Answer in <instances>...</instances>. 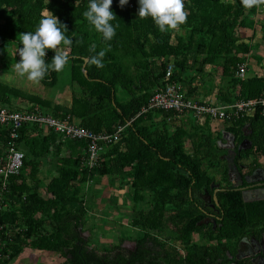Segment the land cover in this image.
<instances>
[{
  "label": "trees",
  "instance_id": "trees-1",
  "mask_svg": "<svg viewBox=\"0 0 264 264\" xmlns=\"http://www.w3.org/2000/svg\"><path fill=\"white\" fill-rule=\"evenodd\" d=\"M88 6V0H0V56L11 46L22 47L21 33L34 31L42 15L50 10L66 24V34L73 39L71 46H62L68 50L69 61L65 66H69V80L75 88L72 105L65 108L0 84V103H3L0 107L12 109L10 100L20 98L30 102L32 110L56 118L77 119L79 126L97 134H113L118 126H126L119 142L103 147L93 168L86 164L84 141L63 142L62 136L35 125L20 130L18 146L24 153V165L21 173L9 180L8 191L4 193L8 209L0 217V222L18 231L10 239H4L7 258L0 264H7L27 245L54 253L63 264H110L109 249L99 251L81 237L87 209L84 200L78 197L75 184L86 183L96 174H115L120 181L127 179L135 210L143 199L142 193L151 194L147 211L138 210V218L132 224L137 232L145 231L152 236L166 225V217L167 223L172 224L174 215L163 210L165 204L185 203L190 193L193 195L195 189L200 192L205 182H209L201 168L200 156L214 152L212 138L206 136L190 154L185 140L188 132L182 127L170 131L166 124L168 118L177 115L175 112L154 110L139 115L162 88L170 60L174 63L172 80L187 86L189 97L198 89L193 86L197 76L204 82L206 74L215 73L221 80L231 82L226 90H218V103L264 98L263 76L244 79L236 76L252 50L250 42H244L238 30L254 28L252 17L264 11V3L248 8L242 0H184L186 20L176 28L161 31L151 16L138 15V0H128L124 6L113 0L111 8L116 16L111 22L116 25V32L110 40H105L83 16ZM260 30L264 41V24ZM101 49H106L101 58L102 67L90 59ZM53 55L47 53L46 61L50 62ZM207 67L209 73L205 72ZM58 72L50 71L41 83L54 87ZM157 119L161 120L160 125ZM207 122L197 125L205 126ZM229 123L235 135L242 134L243 127L248 125L247 131L257 140L259 151L264 152V115L260 105H256L252 115ZM7 143L8 130L0 126V164ZM63 146L70 155L58 157L56 175L47 183L43 196L39 192L38 159L48 156L50 148L60 152ZM197 222L195 219L191 223L190 232L198 229ZM46 224L50 230L40 231ZM193 249L192 264H219L214 255L215 251L221 252L220 247L207 243L196 244Z\"/></svg>",
  "mask_w": 264,
  "mask_h": 264
},
{
  "label": "flooded vegetation",
  "instance_id": "flooded-vegetation-1",
  "mask_svg": "<svg viewBox=\"0 0 264 264\" xmlns=\"http://www.w3.org/2000/svg\"><path fill=\"white\" fill-rule=\"evenodd\" d=\"M248 127L240 135L225 130L232 134L225 137L222 130L215 151L200 156L209 182L189 201L165 204L174 216L158 233L120 237L109 250L110 264H192L194 245L207 243L220 247L219 264H264V152ZM195 219L198 229L190 232Z\"/></svg>",
  "mask_w": 264,
  "mask_h": 264
},
{
  "label": "rangeland",
  "instance_id": "rangeland-1",
  "mask_svg": "<svg viewBox=\"0 0 264 264\" xmlns=\"http://www.w3.org/2000/svg\"><path fill=\"white\" fill-rule=\"evenodd\" d=\"M252 19L254 21L253 29L238 30L241 39L244 42H250L252 45V50L248 55V59L245 64V74L246 77L253 75H260L264 77V41L260 30V25L264 24L263 9L258 14H255ZM61 50L68 52V50H64V48H61ZM68 72V66L58 72L57 77L59 81L55 87L49 88L46 86L45 88H40L39 90L37 86L34 85L35 87L32 90L40 92L46 99L49 97L54 98L55 93L60 92L57 88L62 86L65 82H68ZM205 79L207 87L201 89L206 93L211 92L213 88H217L218 90L224 88L226 90L231 84L230 81L221 80L220 76L215 73L205 76ZM29 83L32 85L34 81ZM199 99H202V97ZM160 121V119L156 120L159 125ZM148 124L149 123L146 122V125ZM166 124L170 131H173L177 127H182L188 132V136L185 140L186 148L190 154L193 152L194 148H196L198 144L206 138V136L215 140L220 137L222 130H232L230 128L232 127L231 123L222 121L207 122L205 126L200 127L198 125L201 124L197 122L196 118L192 114L190 115V119L188 114L175 115L171 117ZM60 139L63 142L66 141V139L62 137ZM65 147L63 146V149L60 152H57L54 148H50V154L48 156L38 159L39 164H41V178L43 179L42 183L44 185L48 183L51 177L56 175L58 157H68V155H70V152L68 153ZM203 151L209 152L205 149ZM211 151H215V149L211 148ZM75 186L78 188V197H81L84 200L85 207L87 209L86 222L81 231L82 237L86 242H88L90 247L99 251H103L105 249L110 250L113 244H121L119 242L120 237H122V239H127L130 237V234L132 235V238L135 233H137L138 236L141 235L140 232L136 231L137 229L132 223L136 217L138 218V210L149 207L150 199L152 197L150 193H142L143 199L139 200L136 205L138 210H135L133 208L134 202L131 194L132 190L129 187L128 180L125 179L120 181L115 174L107 176H100L96 174L92 180L86 183L75 184ZM42 188L43 190L41 189L40 194L46 196L45 187L42 186ZM47 230H50V227L47 224L40 229L42 232H46ZM125 245L128 246V242ZM27 246L29 248H33L30 245ZM53 255L54 253L43 252L42 260H40L36 255H33L32 260L35 264H41L44 262L47 263L53 261ZM54 261L55 264H63V262H58L56 258H54Z\"/></svg>",
  "mask_w": 264,
  "mask_h": 264
},
{
  "label": "built area",
  "instance_id": "built-area-1",
  "mask_svg": "<svg viewBox=\"0 0 264 264\" xmlns=\"http://www.w3.org/2000/svg\"><path fill=\"white\" fill-rule=\"evenodd\" d=\"M174 63L170 60L166 66L164 83L162 88L154 93L148 105L143 107L139 113L161 110L164 112H175L179 114H192L197 122L203 125L207 120L231 122L235 118L252 115L256 105L261 106L264 115V98L260 100L236 101L229 104L205 101L197 102L187 96L183 86L172 80ZM246 65L242 64L236 73L240 79L246 77ZM171 118H168L169 121ZM26 125H35L42 130H51L65 139L84 141L87 146L86 164L93 168L98 164L103 147L115 144L121 140V135L126 126H118L113 134L94 133L76 124L73 119L56 118L45 114L40 110H16L7 107H0V126L8 130V143L4 158L0 164V217L8 209L4 201V193L8 191L9 180L12 176H18L24 165V153L18 146L20 130ZM18 229L12 225L0 222V261L6 256L4 253V239H9Z\"/></svg>",
  "mask_w": 264,
  "mask_h": 264
},
{
  "label": "clouds",
  "instance_id": "clouds-1",
  "mask_svg": "<svg viewBox=\"0 0 264 264\" xmlns=\"http://www.w3.org/2000/svg\"><path fill=\"white\" fill-rule=\"evenodd\" d=\"M113 0H88V8L83 16L94 26L95 30L103 34L105 40H110L116 32L114 20L116 13L112 10ZM121 6L128 3V0H119ZM140 17L151 16L161 31L168 28H176L187 18L184 10V0H138ZM245 7L264 3V0H242ZM67 26L57 15L49 10V14L42 15L35 26L34 31L22 32L18 48L20 60L16 61L17 73L27 79L38 82L50 71H60L69 61V55L62 51L60 46H71L73 39L66 34ZM48 49H54L55 54L50 62L46 61ZM95 50V45H93ZM106 49H101L96 55L91 56V62L97 66H103L101 59Z\"/></svg>",
  "mask_w": 264,
  "mask_h": 264
},
{
  "label": "crops",
  "instance_id": "crops-1",
  "mask_svg": "<svg viewBox=\"0 0 264 264\" xmlns=\"http://www.w3.org/2000/svg\"><path fill=\"white\" fill-rule=\"evenodd\" d=\"M60 47L64 48V50L66 49L63 46H60ZM18 48H19V46H11L1 54V56H0V84L4 85V86H8L10 88H18L19 90H21V91H23L29 95L39 97L40 99H45V97L43 95H41L40 92H35L34 90H32V89H34L35 86H37V88L39 90H40V88H42V89L45 88L46 86H44L41 83V81L34 82L31 85V83H29V82H31V80L27 79L26 74H25V76L21 77L17 73V71L15 69V63H16V61L20 60V58H21L19 56ZM47 53L55 54V50L54 49H48ZM68 68H69V66H68ZM209 68L210 67H207L205 69L206 73H209V71H210ZM68 74L70 75L69 72H68ZM205 76H207V74ZM205 76H204V78H205ZM58 81H59V79H58ZM58 81H57V83H58ZM193 86L198 88L196 90V93L194 94V96L190 97V98L194 99L195 101H197V102H205V101L216 102L218 100L217 96H216V94L218 92L217 88H213L211 92H207V93L203 92V90L201 89V88L207 87L206 86V79L203 82V81H201L199 76H197L196 80L193 83ZM49 88H53V87H49ZM183 88L186 92H188L187 86L186 87L183 86ZM57 89L60 92H58V93L56 92L54 95L55 97L54 98L49 97L48 100H50L53 105H59V106L65 107V108H70L72 105V92H73V89H75L72 86L70 80L68 79L67 83L65 82L62 86L58 87ZM200 97H202V99H199ZM1 104H3V103H0V106H2ZM9 105H10V107H12V109L14 108V109L20 110V111L32 109V108H30V106H31L30 102L23 100V99H20V98L11 99L9 102ZM9 105H6V106H9ZM43 113H45V112H43ZM188 116L190 119V114H188ZM73 121L76 124H78L77 119H73ZM207 121L212 122L211 120H207ZM67 151L69 153V150H67ZM37 177L40 179L41 188H39V192H41V189L43 190L42 186L46 187V185H47V184L44 185L42 183L43 179L41 178V164H39V166H38ZM26 178H27L26 179L27 184L30 185L31 181H30L29 177L26 176ZM51 179H52V177L49 179V181ZM81 237H82V233H81ZM42 253H43V251H40V250H37L34 248H29L28 246H25L23 248V250L19 254H17L16 256L12 257L7 264H35L32 260L33 255L38 256L39 259L42 260ZM53 257L56 258L55 255H53ZM5 258H7V257H5ZM54 258L52 259L53 261H50L47 263L44 262L41 264H55Z\"/></svg>",
  "mask_w": 264,
  "mask_h": 264
},
{
  "label": "water",
  "instance_id": "water-1",
  "mask_svg": "<svg viewBox=\"0 0 264 264\" xmlns=\"http://www.w3.org/2000/svg\"><path fill=\"white\" fill-rule=\"evenodd\" d=\"M226 134H228V135L232 136V134H230V133H227V131H225V130H224V131H222V135H223L224 137H225V135H226Z\"/></svg>",
  "mask_w": 264,
  "mask_h": 264
}]
</instances>
